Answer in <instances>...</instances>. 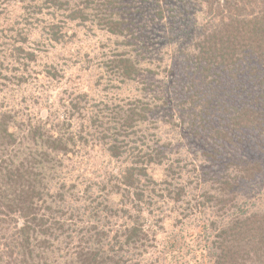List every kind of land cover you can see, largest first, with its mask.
<instances>
[{
    "label": "trees",
    "instance_id": "obj_1",
    "mask_svg": "<svg viewBox=\"0 0 264 264\" xmlns=\"http://www.w3.org/2000/svg\"><path fill=\"white\" fill-rule=\"evenodd\" d=\"M14 3L19 20L0 18V87L25 86L41 48L71 43L69 71L99 59L105 76L97 100L58 88L44 117L29 98L0 111V264H141L156 234L139 217L157 198L172 217L200 216L212 264H264V137L249 133L264 131V0ZM117 197L127 223L112 218Z\"/></svg>",
    "mask_w": 264,
    "mask_h": 264
},
{
    "label": "rangeland",
    "instance_id": "obj_2",
    "mask_svg": "<svg viewBox=\"0 0 264 264\" xmlns=\"http://www.w3.org/2000/svg\"><path fill=\"white\" fill-rule=\"evenodd\" d=\"M0 6V18H7L6 22H9L8 24H12L11 22L19 20V4L14 3V0H7L5 5L3 4ZM69 25L70 24L67 25L66 29H68ZM100 36L101 34L85 44L89 43L97 45L95 41ZM31 37L33 40H36L39 37V32L34 30L31 33ZM77 48L79 47L73 43L68 45L62 44L61 47L49 46L46 50L41 48V51L36 53L35 62L29 67L28 73H31L32 71L33 74L30 75L25 86L22 85L21 87H16L15 85L7 83L6 87H0V111H4L10 105L17 104L21 100H27L29 98V105L33 108L37 116L44 117L47 110L50 111L59 108L60 103L58 102L57 92L61 91L60 89H63L67 93H77L86 90L87 88L88 90H91L87 92V96L97 100V93L94 91L98 87H94L92 83L98 78L97 76L99 74L105 76V73L104 71L101 73L99 59L93 62L95 64L91 66L90 70L79 71L76 67L69 71L67 67L71 65L65 60L68 58L69 54H72L70 59L74 62V52ZM167 48L168 54L166 56L168 57V65L172 47L168 46ZM185 62L186 61H176L180 72L183 71V68L181 67ZM192 69L194 70V68ZM44 70H49L51 73L57 74L58 77L47 76V74L44 73ZM193 73L197 77H195L196 79L202 81L201 77L198 78V76H200L198 69H195ZM6 74L10 76L9 72ZM103 81L106 82V79H102V82ZM130 87H132L131 83L129 85V88ZM129 88L123 91L126 95L127 93H134ZM258 122L262 123L259 127L264 130V122ZM165 130L166 128L163 126L162 132ZM254 132H257L264 137V131L259 133L254 129L249 133L252 136ZM169 133L173 134L172 132ZM255 139L262 141V138L260 137ZM181 146L184 150L192 151L195 155L199 154L198 151H194L196 148L192 143L189 144V142L186 141V143H182ZM251 149H254V147ZM98 158L99 160L102 159L103 164L110 171L115 172L118 168L117 165L113 168L114 163L109 158V163H106V158L101 154H98ZM165 164L166 162H164L162 166H151L148 169L149 174L154 179H160L162 168L165 167ZM210 167L211 165L208 169H210ZM119 200L120 198L117 197L113 203L116 217L112 218L114 223H127L129 222L127 221V205L124 203V200L121 202ZM154 200L156 204H152L153 211H150V209H144L139 217V222H141L145 228L155 230L154 233L156 234V241L154 242L156 246L153 247V249L147 250V252L140 257L141 264H212L211 259L207 258L201 249V247L206 244L205 240L203 237L196 236V234L202 232L198 221L200 216L199 218L195 217V220H184V218H178L177 214L172 217L175 214L173 205L176 204L169 202L167 205H163L160 211V209L156 207V205L159 206L160 200L158 198ZM164 206L168 207L165 208ZM161 218L164 220L161 222L158 221V219ZM155 223H157L159 227ZM136 254L137 253H132V258Z\"/></svg>",
    "mask_w": 264,
    "mask_h": 264
}]
</instances>
